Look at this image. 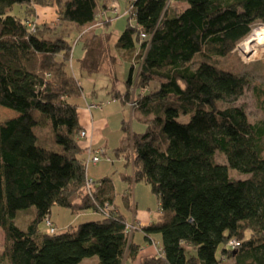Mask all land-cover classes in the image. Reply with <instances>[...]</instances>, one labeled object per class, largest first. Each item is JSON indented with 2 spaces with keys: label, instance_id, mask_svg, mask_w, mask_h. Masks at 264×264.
<instances>
[{
  "label": "trees",
  "instance_id": "trees-1",
  "mask_svg": "<svg viewBox=\"0 0 264 264\" xmlns=\"http://www.w3.org/2000/svg\"><path fill=\"white\" fill-rule=\"evenodd\" d=\"M44 2L0 0V106L17 113L0 122V264H82L95 256L98 264H134L140 246L127 232L111 179L87 185L88 146L79 138L86 129L73 103L82 87L71 39L108 2L52 0L60 20L55 28H63L54 33L34 18L35 5ZM15 5L25 7L23 18L11 13ZM127 15L136 25L128 23L115 44L133 60L126 81L131 93L127 89L122 101H134L146 130L130 133L122 120L133 154V175L124 180L145 181L160 207L158 220L138 229L146 240L160 236L161 254L139 264H264V91L263 118L253 123L235 105L248 79L212 60L226 57L253 26L264 24V0H133ZM102 31L81 41L80 71L113 68V34ZM198 56L206 58L195 66ZM152 83L158 85L149 90ZM42 129L48 133L41 135ZM217 152L225 164L217 162ZM230 169L248 177L232 178ZM129 192L123 204L134 213ZM54 206L102 218L50 235L39 226ZM105 206L111 207L107 216L100 213ZM21 215L30 218L26 226ZM233 239L236 249L227 246Z\"/></svg>",
  "mask_w": 264,
  "mask_h": 264
},
{
  "label": "rangeland",
  "instance_id": "rangeland-1",
  "mask_svg": "<svg viewBox=\"0 0 264 264\" xmlns=\"http://www.w3.org/2000/svg\"><path fill=\"white\" fill-rule=\"evenodd\" d=\"M51 1L52 0H46L44 4L35 5L36 15L34 18L39 27L46 26L48 32L51 31V33H54V31H59L63 28H55L59 26L60 20L57 15V6L56 4L51 5ZM130 1L131 0H115L118 8L117 15L114 14L110 9V1L107 0L109 7H100L96 12V17L99 15L96 20H94L90 24L83 26L77 31H75L76 29L73 30L75 31L74 33L77 32V34L71 39V43L73 46V68L82 87V94L78 98L74 99L73 103L76 104L79 108L80 118L84 122H88L89 124L90 134L86 130L87 137L81 138V143L87 144L88 147L90 146V144H93L95 148L104 149L107 154V157L101 160L100 163L96 165L89 164L87 166L88 176L90 178H94L95 180L106 178L111 179L116 195L115 202L119 206L120 211L126 216L128 221L133 220V212H129L126 210L123 204L124 202L122 196L125 193L129 192V189L131 187L129 193H131L130 195H132V201L136 205V217L142 223L145 222V224H147L150 220H153L152 222L158 220L160 207L157 196L152 192L150 185H148L145 181L134 183V179L131 178L129 183L124 180L125 176L132 177L133 175V154L131 140L127 141V134L122 131V120H127L129 122L130 133L132 132L140 134L145 132L146 130V126L138 120V114L133 110L134 107L131 106L132 100L129 102V104H124V102L122 101V97L124 96L126 90L128 89L130 91V89L126 86V81L128 80L133 60L130 64L129 60L126 59V56L120 51H117V48L115 46L119 36L122 34L128 23L133 26L136 25L135 20L132 18L130 19V16L127 15ZM174 5L179 9L183 8V5H181V3L174 2ZM104 12L105 14L108 13V16L106 15V19L101 17V13ZM11 13L20 18H23L25 16V7L15 5ZM263 25L264 24L257 23L255 26H253L251 33L240 43H238L234 50L226 57L212 58V60H216L217 64L222 68L230 70L234 73L244 75L248 79V87L244 95L240 97L238 101H236L235 105L243 107L249 119L253 123H257L263 118V112L260 108L259 93L261 91H264V55L248 60L241 52L240 45L252 34L254 29ZM63 26H66L68 31L70 27H72L71 24L66 22L63 23ZM102 30L110 31L113 34L111 42V53L116 58L113 68L109 64L107 65L109 68L105 65L97 74H88L86 72L80 71V69L78 68V60L83 56L81 41L83 40V38L90 37L97 32H103ZM76 38L77 40L79 38V40L75 41ZM205 58V56H198L197 60L194 61V65H198V63ZM139 71L140 65L138 64L134 68L133 78L138 76ZM157 85L158 83H152L149 87V90L154 89L155 87H157ZM114 94H118L119 98H115L113 96ZM91 104L97 106L93 109L92 115L88 111V107ZM16 114L17 113L15 111L0 106V122L6 121L10 118H14ZM181 119L185 120L183 117ZM45 131L46 130L43 129L40 130L41 135H46L48 133H45ZM94 135L95 141L93 142ZM121 147L125 148L126 151L124 154H122L123 156H118L117 150ZM87 152L88 150L85 152V159L88 156ZM107 158H109L110 160ZM216 160L220 164L226 163L224 155L220 152H217ZM127 163L130 164L126 165ZM229 172L230 176L235 179L244 180L248 177V175L240 173L233 169H230ZM27 218H29L28 215H21L20 221H25L24 226L27 225ZM101 218L102 216L100 214L90 210L83 211L82 213L78 214L59 206H54L52 208V220L58 227V233L64 232L70 226H78L79 224L99 220ZM240 219L241 217L234 218L230 223L240 221ZM39 228L42 232L45 233L46 227L44 223H41ZM136 234V239L138 238L137 236H141L140 233ZM4 246L5 236L4 232L0 229L1 255L3 254ZM218 256H220V251L218 252ZM2 264L8 263L6 261H2ZM221 264L234 263L233 260L230 259L224 261Z\"/></svg>",
  "mask_w": 264,
  "mask_h": 264
},
{
  "label": "built area",
  "instance_id": "built-area-1",
  "mask_svg": "<svg viewBox=\"0 0 264 264\" xmlns=\"http://www.w3.org/2000/svg\"><path fill=\"white\" fill-rule=\"evenodd\" d=\"M110 1V9L113 11V13L114 14H117V4L115 3V0H109ZM113 2V3H112ZM132 2H133V0H131L130 1V6H129V9L131 8V4H132ZM109 7V6H108ZM129 9H128V11H127V14L129 13ZM102 15H101V17H103V18H107V14L108 13H106L105 14V12L104 13H101ZM107 15V16H106ZM99 16V15H98ZM97 16V17H98ZM97 17L95 18V20L97 19ZM30 27H31V30L32 31H34L35 30V28H36V25L35 24H31V25H29ZM142 37H145V35L144 34H142ZM72 65V64H71ZM131 106H135V103H134V101L132 100V103H131ZM97 106H95V105H93V104H91V105H89V107H88V110L90 111V110H93L94 108H96ZM84 137H87V133H86V130H83V131H81V133H80V136H79V138L81 139V138H84ZM88 156H87V158L85 159V161H86V166H88L89 164H93V165H96V164H98V163H100L101 162V160H103L104 158H106L107 156V154H106V151L104 150V149H102V148H93V146L92 145H90L89 147H88ZM107 159H109V158H107ZM110 160V159H109ZM94 183V180H92V179H88L87 180V185H88V187H90L92 184ZM111 207H109V206H105L104 208H102L101 210H100V213L101 214H104V215H108L109 214V212H110V209ZM43 223L45 224V227H46V233L47 234H55V233H57V228H56V226H55V224L53 223V221H52V219L50 218V217H46L45 219H44V221H43ZM139 226V224H136V221H135V219H133V221L131 222V223H128L127 224V232H128V234L130 235V237L132 236V234H133V232L135 231V229ZM229 248H231V249H236L238 246H239V242L237 241V240H235V239H233V240H230L229 241V243H228V245H227Z\"/></svg>",
  "mask_w": 264,
  "mask_h": 264
},
{
  "label": "crops",
  "instance_id": "crops-1",
  "mask_svg": "<svg viewBox=\"0 0 264 264\" xmlns=\"http://www.w3.org/2000/svg\"><path fill=\"white\" fill-rule=\"evenodd\" d=\"M79 64V63H78ZM79 68V67H78ZM116 95H118V94H114L113 96L115 97ZM89 111V110H88ZM92 111L93 110H90L89 112H90V114L92 115ZM78 112H79V108H78ZM79 117H80V115H79ZM80 123H81V126L84 128V129H86L88 132H89V134H90V130H89V124H88V122H84L81 118H80ZM91 128V127H90ZM91 132H92V130H91ZM95 141V135H94V137H93V142ZM91 143H92V141H91ZM91 145V144H90ZM83 146H87V144H83ZM92 146H93V144H92ZM93 148H95L94 146H93ZM84 156H86V154H84L83 155V159H84ZM90 178V177H89ZM90 179H92V180H94V181H96L94 178H90ZM80 213H82V212H78V214H80ZM50 218L52 219V211H51V215H50ZM133 219H135V221H136V224H139V225H147V224H150V223H152V221L153 220H150V221H148L149 223H147V224H145V222L144 223H142L140 220H138L137 219V217H136V210L134 211V213H133ZM53 221V220H52ZM133 220H131V221H128V223H131ZM142 224H141V223ZM53 223L55 224V226H56V228L58 229V227H57V225H56V223L53 221ZM138 226V225H137ZM136 233H140L141 234V236H137L138 238L136 239ZM132 240H133V242L135 243V244H137V245H139L140 246V252H139V255H138V258H137V260L135 261V262H133L134 264H139L140 263V260H142L143 258H146V257H148V256H151V257H154V256H160V254H161V238H160V236L159 235H154V236H152L151 238H150V240H146V238H145V235L142 233V231H140L139 229H138V227L136 228V230L133 232V234H132ZM98 261H99V258L98 257H93V258H89V259H85L83 262H82V264H98ZM129 263H130V261H129Z\"/></svg>",
  "mask_w": 264,
  "mask_h": 264
},
{
  "label": "bare ground",
  "instance_id": "bare-ground-1",
  "mask_svg": "<svg viewBox=\"0 0 264 264\" xmlns=\"http://www.w3.org/2000/svg\"><path fill=\"white\" fill-rule=\"evenodd\" d=\"M240 50L248 60L264 55V25L253 30L240 45Z\"/></svg>",
  "mask_w": 264,
  "mask_h": 264
}]
</instances>
